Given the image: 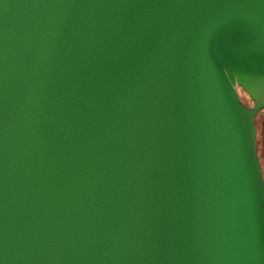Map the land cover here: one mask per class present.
<instances>
[{"label":"water","instance_id":"95a60500","mask_svg":"<svg viewBox=\"0 0 264 264\" xmlns=\"http://www.w3.org/2000/svg\"><path fill=\"white\" fill-rule=\"evenodd\" d=\"M263 109L264 0H0V264H264Z\"/></svg>","mask_w":264,"mask_h":264},{"label":"rangeland","instance_id":"374dc122","mask_svg":"<svg viewBox=\"0 0 264 264\" xmlns=\"http://www.w3.org/2000/svg\"><path fill=\"white\" fill-rule=\"evenodd\" d=\"M231 79L233 80L232 75L230 74ZM240 98L246 105H251L247 95L240 90H238ZM255 127H256V148L260 158L261 166L264 170V109L258 113L255 117Z\"/></svg>","mask_w":264,"mask_h":264},{"label":"flooded vegetation","instance_id":"af4514ba","mask_svg":"<svg viewBox=\"0 0 264 264\" xmlns=\"http://www.w3.org/2000/svg\"><path fill=\"white\" fill-rule=\"evenodd\" d=\"M257 136V135H256ZM256 144V142H255ZM256 147V146H255ZM256 153H257V157H258V161H259V165H260V168H261V176H262V179H263V184H264V170L261 166V162H260V158H259V155H258V152H257V148H256Z\"/></svg>","mask_w":264,"mask_h":264},{"label":"trees","instance_id":"16d2710c","mask_svg":"<svg viewBox=\"0 0 264 264\" xmlns=\"http://www.w3.org/2000/svg\"><path fill=\"white\" fill-rule=\"evenodd\" d=\"M238 90H240L241 92H242V90L241 89H238ZM248 97V96H247ZM241 101H242V99H241ZM249 101H250V103H251V105H252V101L249 99ZM242 103L243 104H245L243 101H242ZM246 105V104H245ZM251 105H246V106H251Z\"/></svg>","mask_w":264,"mask_h":264}]
</instances>
